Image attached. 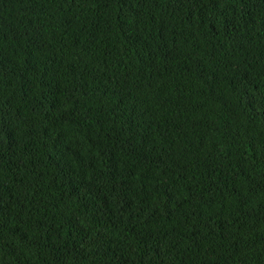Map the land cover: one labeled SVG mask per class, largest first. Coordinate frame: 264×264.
<instances>
[{
    "label": "trees",
    "instance_id": "trees-1",
    "mask_svg": "<svg viewBox=\"0 0 264 264\" xmlns=\"http://www.w3.org/2000/svg\"><path fill=\"white\" fill-rule=\"evenodd\" d=\"M0 264H264V0H0Z\"/></svg>",
    "mask_w": 264,
    "mask_h": 264
}]
</instances>
